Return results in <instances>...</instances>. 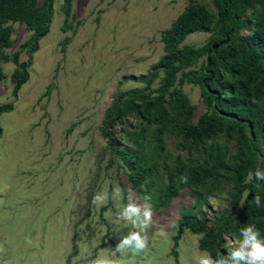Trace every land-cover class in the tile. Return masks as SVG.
<instances>
[{
	"label": "rangeland",
	"instance_id": "1",
	"mask_svg": "<svg viewBox=\"0 0 264 264\" xmlns=\"http://www.w3.org/2000/svg\"><path fill=\"white\" fill-rule=\"evenodd\" d=\"M187 2L72 0L73 32L64 22L62 0H54L49 32L31 56L27 50L19 54V61L31 60L17 92L15 65L0 56V106L12 104L0 113V264H211L198 247L200 234L183 232L177 261L172 238L184 215L213 219L226 208L227 184L221 179L217 187H182L167 201L170 170L203 161V154L184 146L174 123L162 141L152 125L141 145L120 129L131 130L129 124L104 123L118 91L145 86L138 78L164 54L161 31ZM12 28L13 45L0 49L5 55L31 34L22 23ZM209 34L193 32L182 43L198 46ZM65 36L70 42L61 50ZM182 90L195 122L205 111L200 88L184 82ZM110 132L120 148L151 168L138 193L126 178L128 169L110 152ZM227 149L231 153L233 143ZM227 246L264 264V245L227 237Z\"/></svg>",
	"mask_w": 264,
	"mask_h": 264
},
{
	"label": "trees",
	"instance_id": "2",
	"mask_svg": "<svg viewBox=\"0 0 264 264\" xmlns=\"http://www.w3.org/2000/svg\"><path fill=\"white\" fill-rule=\"evenodd\" d=\"M53 1L0 0V49L13 45L12 23H22L31 31L19 50L11 55L0 52L5 62L15 65L11 73L14 92L27 81L31 60L19 61V54L27 50L31 56L49 32ZM206 1L188 0L161 31L164 54L138 78L145 86L118 91L104 123L109 127L116 122L129 124L131 130L120 129L140 142L138 145L152 125L157 140L162 141L164 129L174 123L184 146L203 154V161L182 162L170 170L164 190L167 201L182 187H217L221 179L229 187L227 207L215 218L184 215L178 221L171 250L175 261V247L188 230L201 235L198 247L208 253L211 264H253L227 246V237L264 245V0H208L213 9ZM71 6L72 0H62L64 22L74 32ZM198 31L210 32L201 45L182 43ZM69 42L70 37L65 36L61 50ZM197 62L198 67L190 68ZM4 77L0 67V80ZM156 81L157 86L152 87ZM184 82L200 88L205 111L195 122L194 106L182 90ZM49 93L47 87L45 95ZM11 108V103L1 105L0 113ZM228 143H233L231 153ZM109 147L128 169L131 189L140 192L151 168L141 165L138 154L120 148L115 137H109Z\"/></svg>",
	"mask_w": 264,
	"mask_h": 264
}]
</instances>
